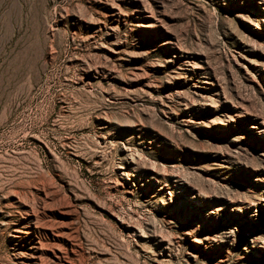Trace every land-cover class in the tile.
I'll return each mask as SVG.
<instances>
[{
  "label": "rangeland",
  "instance_id": "obj_1",
  "mask_svg": "<svg viewBox=\"0 0 264 264\" xmlns=\"http://www.w3.org/2000/svg\"><path fill=\"white\" fill-rule=\"evenodd\" d=\"M0 264H264V0H0Z\"/></svg>",
  "mask_w": 264,
  "mask_h": 264
}]
</instances>
